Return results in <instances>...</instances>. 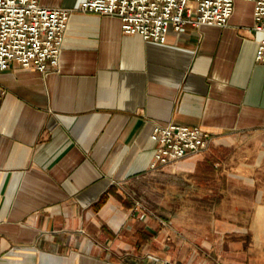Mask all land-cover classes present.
Returning a JSON list of instances; mask_svg holds the SVG:
<instances>
[{
    "label": "crops",
    "instance_id": "crops-1",
    "mask_svg": "<svg viewBox=\"0 0 264 264\" xmlns=\"http://www.w3.org/2000/svg\"><path fill=\"white\" fill-rule=\"evenodd\" d=\"M83 1L39 0L71 10L57 66L0 72V264H131L116 249L141 243L145 226L117 238L116 194L150 171V133L168 123L210 135L173 165L226 212L220 237L235 246L220 263L264 264L254 3L235 0L225 26L188 24L160 43L125 34L117 16L77 11Z\"/></svg>",
    "mask_w": 264,
    "mask_h": 264
},
{
    "label": "built area",
    "instance_id": "built-area-1",
    "mask_svg": "<svg viewBox=\"0 0 264 264\" xmlns=\"http://www.w3.org/2000/svg\"><path fill=\"white\" fill-rule=\"evenodd\" d=\"M235 0H84L80 12L117 16L125 34L164 43L169 31L186 25L225 26ZM254 3L253 30L261 34L254 59L264 65V0ZM71 10L47 7L39 0H0V72L12 62L45 73L57 66ZM210 135L198 126L168 123L150 133L155 143L150 170L172 165L208 145Z\"/></svg>",
    "mask_w": 264,
    "mask_h": 264
},
{
    "label": "rangeland",
    "instance_id": "rangeland-1",
    "mask_svg": "<svg viewBox=\"0 0 264 264\" xmlns=\"http://www.w3.org/2000/svg\"><path fill=\"white\" fill-rule=\"evenodd\" d=\"M155 171L130 179L116 194L125 220L117 238L144 226L145 237L144 243L136 239L134 244H119L115 257L131 264H221L219 254L234 250L235 243L220 237L219 223L226 212L211 205L218 196L204 194L195 187L199 180L173 164Z\"/></svg>",
    "mask_w": 264,
    "mask_h": 264
},
{
    "label": "trees",
    "instance_id": "trees-1",
    "mask_svg": "<svg viewBox=\"0 0 264 264\" xmlns=\"http://www.w3.org/2000/svg\"><path fill=\"white\" fill-rule=\"evenodd\" d=\"M155 172H156L155 170L154 171L153 170H150L148 172H145V173L140 174L138 177H136L134 179H140V178L143 179V178H146L149 175H153ZM141 243H144V242H141Z\"/></svg>",
    "mask_w": 264,
    "mask_h": 264
}]
</instances>
